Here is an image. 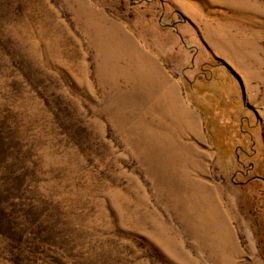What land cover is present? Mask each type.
Instances as JSON below:
<instances>
[{"label":"rangeland","instance_id":"obj_1","mask_svg":"<svg viewBox=\"0 0 264 264\" xmlns=\"http://www.w3.org/2000/svg\"><path fill=\"white\" fill-rule=\"evenodd\" d=\"M0 264H264V0H0Z\"/></svg>","mask_w":264,"mask_h":264},{"label":"bare ground","instance_id":"obj_2","mask_svg":"<svg viewBox=\"0 0 264 264\" xmlns=\"http://www.w3.org/2000/svg\"><path fill=\"white\" fill-rule=\"evenodd\" d=\"M117 37V36H116ZM132 50V49H131ZM139 59V58H138ZM208 206V208H209V210H210V208H211V204H208L207 205ZM212 209H213V207H212ZM212 212H214V209H213V211Z\"/></svg>","mask_w":264,"mask_h":264}]
</instances>
